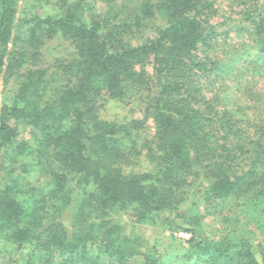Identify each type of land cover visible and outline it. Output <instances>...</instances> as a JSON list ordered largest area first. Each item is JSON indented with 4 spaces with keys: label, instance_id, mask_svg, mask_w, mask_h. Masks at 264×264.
<instances>
[{
    "label": "trees",
    "instance_id": "trees-1",
    "mask_svg": "<svg viewBox=\"0 0 264 264\" xmlns=\"http://www.w3.org/2000/svg\"><path fill=\"white\" fill-rule=\"evenodd\" d=\"M218 1L243 7V21L264 54V0H56L55 14L22 18L17 0H0V77L29 66L13 100L0 109V240L16 251L32 246L27 264H104L103 253L114 264H162L157 245L150 247L141 232L170 229L171 216L190 228L189 260L262 264L249 244L199 231L232 197L258 206L264 197V124L251 134L224 95L227 65L207 54L217 39ZM98 2L108 12L88 15ZM153 21L161 24L152 37L128 43ZM57 38L72 52L55 61L49 80L50 66L39 67L41 50ZM247 65L264 79V59ZM132 92L147 93L145 112L154 123L142 146L131 124L99 116L103 99L123 101ZM143 152L155 170L126 174L122 167ZM25 156L46 177L44 188L28 190L10 171ZM201 172L208 186L200 217L190 214L196 204L184 205L189 176ZM69 212L71 227L64 220ZM119 214L131 221V235L113 223ZM48 215L59 220L44 227Z\"/></svg>",
    "mask_w": 264,
    "mask_h": 264
},
{
    "label": "rangeland",
    "instance_id": "rangeland-1",
    "mask_svg": "<svg viewBox=\"0 0 264 264\" xmlns=\"http://www.w3.org/2000/svg\"><path fill=\"white\" fill-rule=\"evenodd\" d=\"M56 0H17V17H29L34 14H55L57 11L54 5ZM54 5V6H53ZM90 11L87 14H96L104 17L108 12V7L103 3L90 4ZM132 5V4H131ZM218 14L212 20L217 39L213 42L211 49L207 51L213 60H218L221 64L227 65L221 77V84L224 85V95L228 98L227 103H231L232 109L241 113L240 115L249 123L251 134L254 133L256 127L254 125L264 124V79L256 77L252 74L253 66L247 65L249 62L264 59L258 47L255 46L251 34V27L243 21V7L238 3L231 1H218L216 4ZM92 8V9H91ZM161 24V21H153L146 24V29L136 38L131 39L128 43L134 46L141 41L152 37L155 28ZM72 52L69 45L59 38L45 42L44 48L41 50L43 55V63L39 67L48 70L49 80L54 72V65L57 59L65 57ZM29 66L13 74H3L0 77V109L5 104H10L13 96L18 90V83L21 75H23ZM146 70L153 77V66L149 64ZM243 76V77H241ZM244 78V79H243ZM219 89L220 83L215 84ZM251 91V93H250ZM252 93L258 94L251 96ZM50 95V88L47 96ZM208 97H212L211 93H206ZM129 97L123 101H113L103 99L99 109V116L103 120L117 122L120 124H131L136 134L135 140L138 146H142L144 141L150 140L154 133V123L151 116L146 110L147 93L132 92ZM256 99V102L253 100ZM20 139L28 140V134H22ZM130 143H125L128 145ZM147 152H143L140 156L131 160L128 166L122 169L126 174L129 173H149L155 170V164L146 156ZM24 166H27V173L24 172ZM10 171H14L19 176L20 183L26 189H42L47 184L46 177L40 175L32 156L20 158L18 163L9 166ZM203 173H199L198 177L189 176V184H192L189 191V198L186 201L185 208L197 205V208L190 214L201 217V207L205 193V186L208 182L203 180ZM252 198V196H251ZM251 199H242L232 197L226 205L210 216H207L202 222L203 226L199 230L204 238L214 240H224L232 245L239 243L249 244L256 254L260 263L264 264V197L260 205L250 204ZM193 208V207H192ZM64 215L65 224L71 227V219L74 217L73 212ZM168 216V215H167ZM169 217V216H168ZM57 215H48V219L44 222V227L56 221ZM173 225L170 229L163 226L147 227L146 231L141 232L149 241L150 247L157 245L161 256L162 264H204L202 261L192 258L189 260L184 255L188 245L186 241L190 239V235L186 229H190L184 225L181 220L170 217ZM63 219V218H62ZM59 220V219H58ZM113 223L120 227L121 232L131 235L134 231L131 221L127 215L119 214L113 218ZM102 239V238H100ZM16 248L4 241L0 240V264H27L28 254L33 247L28 246L22 251H16ZM11 262V263H10ZM101 262L104 264H114L109 258V254L103 253Z\"/></svg>",
    "mask_w": 264,
    "mask_h": 264
}]
</instances>
